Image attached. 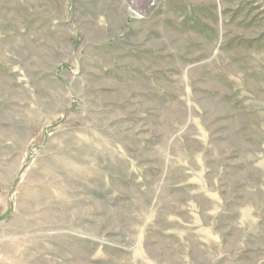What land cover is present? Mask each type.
Instances as JSON below:
<instances>
[{
	"label": "rangeland",
	"instance_id": "374dc122",
	"mask_svg": "<svg viewBox=\"0 0 264 264\" xmlns=\"http://www.w3.org/2000/svg\"><path fill=\"white\" fill-rule=\"evenodd\" d=\"M0 264H264V0H0Z\"/></svg>",
	"mask_w": 264,
	"mask_h": 264
},
{
	"label": "bare ground",
	"instance_id": "6f19581e",
	"mask_svg": "<svg viewBox=\"0 0 264 264\" xmlns=\"http://www.w3.org/2000/svg\"><path fill=\"white\" fill-rule=\"evenodd\" d=\"M140 9V8H139Z\"/></svg>",
	"mask_w": 264,
	"mask_h": 264
}]
</instances>
